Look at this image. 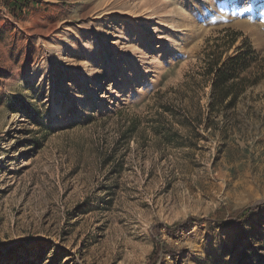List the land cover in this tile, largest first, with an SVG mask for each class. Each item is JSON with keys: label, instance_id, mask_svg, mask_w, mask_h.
<instances>
[{"label": "rangeland", "instance_id": "374dc122", "mask_svg": "<svg viewBox=\"0 0 264 264\" xmlns=\"http://www.w3.org/2000/svg\"><path fill=\"white\" fill-rule=\"evenodd\" d=\"M30 2L0 11V264H264V0ZM234 33L259 80L207 119Z\"/></svg>", "mask_w": 264, "mask_h": 264}, {"label": "trees", "instance_id": "16d2710c", "mask_svg": "<svg viewBox=\"0 0 264 264\" xmlns=\"http://www.w3.org/2000/svg\"><path fill=\"white\" fill-rule=\"evenodd\" d=\"M19 0H11L9 2V6L21 10V7H18ZM22 6H26V4H21ZM20 13H22L20 11ZM16 14V13H15ZM17 15V14H16ZM235 39L232 41V45H228L223 50H220L216 47H208L203 52L202 59V71L200 76L202 78L203 83L210 88L209 93V103H208V118L209 119L213 113L216 111L225 112V114L237 108V105L240 99L244 96L246 91L250 86H255L258 83L259 79L250 80L247 77H243L242 74L249 68L251 65L252 53L251 49L248 51H243V48L239 49L236 55H228V52L233 47L236 42V38L238 34L234 33ZM171 109L165 107V112H160L155 120L153 125V131L157 137L167 138L170 134H177L168 124L169 122L166 113H170ZM172 118L179 123H185L183 121L189 119L190 113L184 114L182 119L171 112ZM224 116V115H223ZM205 118V113H199L195 120L198 119L199 124L203 122ZM138 132V124L136 121H131L126 131L123 133L122 138H125L127 134L133 136ZM37 144V142H35ZM41 147V145H38ZM251 208L242 209L235 212V216L240 222H244L252 213ZM192 220L186 222V225L190 224ZM231 225V223L225 224V226ZM182 228L181 224H175L168 228L169 232H172L174 229H178V227ZM168 249L167 246L163 244H156L155 250L153 252L152 257L150 258L149 264H155L160 252ZM172 252V251H170ZM154 262V263H152Z\"/></svg>", "mask_w": 264, "mask_h": 264}, {"label": "built area", "instance_id": "2783aa9c", "mask_svg": "<svg viewBox=\"0 0 264 264\" xmlns=\"http://www.w3.org/2000/svg\"><path fill=\"white\" fill-rule=\"evenodd\" d=\"M11 0H0V11H5V12H8V13H11V15L13 14V16L17 17L18 14L20 13V11L22 13H24L30 6L31 2L30 0H19L18 2V7H21V10L19 9H16V8H13V7H10L9 6V2ZM26 4V6H22L21 4ZM17 15H16V14Z\"/></svg>", "mask_w": 264, "mask_h": 264}]
</instances>
